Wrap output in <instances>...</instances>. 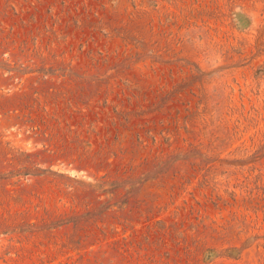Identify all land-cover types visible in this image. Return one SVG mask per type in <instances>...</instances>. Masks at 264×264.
I'll return each mask as SVG.
<instances>
[{"label":"rangeland","instance_id":"1","mask_svg":"<svg viewBox=\"0 0 264 264\" xmlns=\"http://www.w3.org/2000/svg\"><path fill=\"white\" fill-rule=\"evenodd\" d=\"M0 264H264V0H0Z\"/></svg>","mask_w":264,"mask_h":264}]
</instances>
